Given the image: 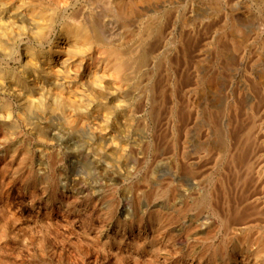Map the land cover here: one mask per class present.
I'll use <instances>...</instances> for the list:
<instances>
[{"label": "rangeland", "instance_id": "374dc122", "mask_svg": "<svg viewBox=\"0 0 264 264\" xmlns=\"http://www.w3.org/2000/svg\"><path fill=\"white\" fill-rule=\"evenodd\" d=\"M143 2L104 17L170 43L134 121L114 107L98 133L0 93V264H264V0Z\"/></svg>", "mask_w": 264, "mask_h": 264}, {"label": "bare ground", "instance_id": "6f19581e", "mask_svg": "<svg viewBox=\"0 0 264 264\" xmlns=\"http://www.w3.org/2000/svg\"><path fill=\"white\" fill-rule=\"evenodd\" d=\"M142 2L143 0H0V93L16 94L18 104L23 109L43 112V119H47L46 111L58 110L63 113L69 125L77 123L79 118L87 119L86 114L95 120H104L95 122L97 131H102L103 125L107 126L114 107L127 112L123 116L133 120V111L128 112L127 106L132 103L131 99L144 96L143 93L147 91L145 81H142L145 73L156 70L167 59L171 54L168 53L171 50L170 43L168 44L167 37L162 38L154 49L150 47L151 50H147L144 44L153 30L147 21L148 24L137 27L136 35L131 28L139 42L135 45L133 43V47L129 48L127 45L128 48H125L134 37L128 34L122 36L123 33L111 28L104 17L111 8L127 24L134 17L132 8ZM164 14L162 18L165 20L169 16L165 12ZM178 22L175 18L168 26L169 37L178 32ZM181 30L183 28L179 34ZM158 33L161 35L162 32L158 30ZM17 57L18 67H12L10 60ZM1 98L0 119L10 120L12 104ZM108 146L106 149L111 152L110 149L115 151L118 145L111 141ZM98 148L100 151L105 150L101 144Z\"/></svg>", "mask_w": 264, "mask_h": 264}]
</instances>
